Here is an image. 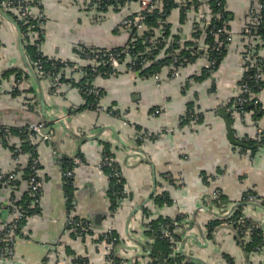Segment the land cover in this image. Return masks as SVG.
I'll use <instances>...</instances> for the list:
<instances>
[{
	"label": "crops",
	"instance_id": "1",
	"mask_svg": "<svg viewBox=\"0 0 264 264\" xmlns=\"http://www.w3.org/2000/svg\"><path fill=\"white\" fill-rule=\"evenodd\" d=\"M38 1L45 16L43 34L37 36L40 53L50 59L75 62L82 68L88 63L78 56L82 47L110 49L128 42L131 34L120 24L133 14L139 0H130L127 6H96L97 0ZM209 1L160 0L155 12L161 14L158 21L163 24H145L146 28L139 30L150 33L147 38L153 43L146 41V50L151 51L160 42L166 48L174 43L180 48L194 44V60L188 61L177 76L171 75L170 64L149 76L129 71L125 65L115 73L97 75L93 85L101 92L102 110L84 107L80 92L73 86L62 87L55 95L49 79L39 80L38 86L30 75L17 80L13 75L4 78L5 71L27 69L16 28L0 19V126L21 128L46 122L50 133L47 141L37 144L42 209L30 219L25 235L17 238L15 255L19 264H42L51 251L71 264L78 259L83 260L79 264H150L151 251L147 255L146 245L151 249L152 240L146 236L147 221L140 212L143 207H147L148 219L179 218L168 230L180 236L183 252L200 259L198 264H264V249L263 253L256 248L248 254L237 241L233 223H223L213 230L208 226L217 219L230 218L242 207L239 217L261 229L264 239V147L231 144L223 116L229 118L235 137L243 143L260 140L264 93L257 96L263 109L258 118L252 112L232 113L239 82L246 72L243 53L251 50L264 54V49H256L258 43L241 29L245 23L256 22L258 0H224L233 41L216 70L205 76L208 46L204 28L211 20ZM29 33L21 32L22 39L34 46L30 38L36 34ZM41 91L46 115L55 119L41 116ZM189 110L192 114L186 117ZM7 142L0 145V170L12 175L11 185L21 189L17 191L19 196L29 194L24 169L31 155L23 151L16 161V136ZM134 150H139L143 158H131ZM103 152L113 156L124 180L123 188L129 191V199L119 205L113 217L109 178L99 168ZM66 161L72 164L68 168L73 172L71 209L64 198L63 174L68 168L62 162ZM247 192L259 197L257 204L261 207L241 203ZM156 197L166 202L156 205ZM9 198L7 188L0 185L3 224L11 219ZM226 212L230 215L223 216ZM97 215L101 216L99 225L95 224ZM68 216L90 226L84 238L65 233ZM108 228L114 230L112 261L108 244L103 239L97 241ZM251 236L243 234L244 242Z\"/></svg>",
	"mask_w": 264,
	"mask_h": 264
},
{
	"label": "built area",
	"instance_id": "2",
	"mask_svg": "<svg viewBox=\"0 0 264 264\" xmlns=\"http://www.w3.org/2000/svg\"><path fill=\"white\" fill-rule=\"evenodd\" d=\"M105 0H97L95 2L96 6H99L100 3L104 2ZM107 1V0H106ZM117 3L122 1L121 3L124 6L130 4V0H115ZM116 3V4H117ZM3 8L6 11L12 12L19 20L23 21L26 24L25 32L27 35H30L29 32H35L36 36L30 38L33 45L39 51L40 39H38V35L43 34V26L45 25V16L42 8L40 7L39 1L28 2L25 0H8L7 2L2 1ZM160 5V0H139L131 16L125 17L121 21V27L127 29H136V31L144 30L145 26V17L147 14H152L155 12L156 8ZM220 5V2L217 3ZM258 9L264 10V3L257 5ZM254 12V11H253ZM219 13L216 14V18H219ZM254 24L251 23L250 25ZM249 25V26H250ZM218 32H222L223 37L218 38L215 40L214 50H218L220 48L227 49L230 43L233 41L232 34L225 29L218 30ZM243 34L250 37L251 36V29L246 27L243 29ZM145 41L152 42L151 39L145 38ZM159 41V40H157ZM260 43L259 41H256ZM172 47V44L169 45V48ZM208 50V49H207ZM206 50V51H207ZM152 52L150 50H145L142 53L135 54L131 51V48L124 47L119 52H114L110 50H91L89 48H82L78 52V56L86 60L87 66L91 67V71L94 74H97V68L103 64L109 66L113 70L119 68L123 64L126 66L127 70L133 71V67L137 65V61L140 59V69L144 70L152 64V61L149 60V56ZM40 55L43 57L42 53ZM124 55L125 61L121 62L120 58ZM148 55V56H145ZM243 61L245 63L246 71L253 70V74L251 75V81L254 85H258L260 87L259 93H264V54L258 53L256 51L247 50L243 53ZM49 59V58H48ZM187 59L183 56H178L177 52L172 54V60L169 62L171 67V75L177 76L178 71L182 69L186 65ZM215 60H206L204 64V68L208 69V72L211 73L210 68L215 64ZM61 65L58 68L57 72L50 73L46 72L43 69V62L38 61L34 64V72L38 77H42L44 79H49L50 81V89L52 94H60L62 87H69L71 84L64 83L61 80V76H64L66 79H71L74 81H80L83 77H85L86 72L83 71L75 62H67V61H60ZM30 64V63H29ZM168 64V65H169ZM31 66V65H30ZM32 67V66H31ZM65 70H70L69 72ZM88 84V83H86ZM88 93L93 96L99 95V89L93 85L92 81V88L88 90ZM253 92L249 82L245 81L239 87V93L234 99V103L232 105V113L239 115L244 114L246 111L242 109L244 105L250 102L252 99ZM100 99V98H99ZM100 102V101H99ZM259 99L253 101V104H259ZM97 109L102 110L99 108V103H97ZM112 114V113H111ZM47 124L46 122H33L30 123L27 128V134H25L24 138L16 137V149L14 151V158L16 161L19 162L20 155H21V145L23 142H29L33 146V150L35 153L37 152V144L40 142L47 141L50 137V133L46 131ZM264 133V129H259L258 136L261 137ZM13 134L10 132L8 127L0 126V145L6 143V140L12 139ZM135 156L131 158H139L143 157V154L137 150L132 152ZM72 166V164H71ZM115 166V168H114ZM108 167L113 169L112 175L116 178H122L121 171L116 168L115 160L113 156L107 154L105 155L104 152L101 155V160L99 162V168ZM29 169L31 171V175L28 177V192L30 196V201L26 208H18L14 206H10V213L11 219L5 223L4 227L0 228V263L1 264H19L16 260L15 251L13 249L14 243L16 240V236H24L26 232V228L30 223V219L34 216H38L42 209V201H43V192H42V179L40 177V162L38 156H31L29 161ZM72 169H67L64 171V177L72 178ZM12 182V175L5 173L0 170V185H9ZM214 195H219L218 192H214ZM129 191L125 188L119 192L118 196L116 197V204L117 207L114 210H110V215L113 217L115 212L117 211L119 205L126 202L129 199ZM65 202H67V198L65 197ZM259 202V197L256 194L246 193L241 198V203H252L257 204ZM237 205V204H235ZM241 205V204H240ZM238 205V206H240ZM32 211V212H30ZM230 212H226L223 216H229ZM237 223L244 228L243 233L245 235L252 234V228L246 227L243 217H239ZM175 225V224H174ZM68 227H76L78 228L79 234H84L90 226L84 221L75 220V218L68 216L64 221V228ZM113 228H108L102 234V239L105 243L108 244L107 250L110 254V261L114 256V233ZM169 235L168 230H162L160 236L167 237ZM180 243L176 242L174 247L171 249V252L162 258V264H185V262L189 261L187 259H182L178 261V257H184L180 253ZM183 249V248H182ZM260 253H263L260 249L258 250ZM264 254V253H263ZM42 264H71L68 263L64 259H60L57 256L56 251H53ZM74 264H79V262H75Z\"/></svg>",
	"mask_w": 264,
	"mask_h": 264
},
{
	"label": "trees",
	"instance_id": "3",
	"mask_svg": "<svg viewBox=\"0 0 264 264\" xmlns=\"http://www.w3.org/2000/svg\"><path fill=\"white\" fill-rule=\"evenodd\" d=\"M2 1L7 2L8 0H0V7L4 10L3 8V4ZM122 1H119V3H117L115 0H105L104 2H102L104 5H114L115 3H117V5H121ZM166 2V1H164ZM220 2V5H217V3ZM258 5L263 4L264 0H258ZM224 0H211L209 1L208 4V9H209V16L211 17L210 20V25L206 26L205 29V34H206V40L205 43L207 44V51H206V57L207 60H211L214 59L216 62L215 64L210 68V72L212 73L213 71L216 70V68L218 67L219 63L221 62L224 53L226 51L225 48H220L218 50H214V46H215V40L218 38L223 37L222 32H218V30L221 29H225L226 31H229V26H228V19H229V14L225 9V4H224ZM171 4V3H170ZM12 19H14L20 29L21 32L23 34V32H25V28H26V24H24L23 21L19 20L12 12L10 11H6L4 10ZM220 15L219 18H216V14ZM161 14H159L158 12H153L152 14H147L145 17V24H147V26H156V25H162L163 23L159 22L158 20L161 19ZM257 20L256 22H254V24L250 25L249 23H245V25L241 28L242 29V34H243V29L246 27H249L251 29V38L255 41H259L260 43H258L259 46H256V49H259V47H261L262 49H264V10L263 9H258V14L256 15ZM3 19L2 16H0V19ZM162 20V19H161ZM250 25V26H249ZM164 27V26H163ZM122 29H125L123 27H121ZM126 31H128L131 36L128 40V42L126 44H124L123 46H119V47H114V48H110V49H91V50H110V51H114V52H119L122 50V48L124 47H129L131 48V51L134 52L135 54H139L142 53L146 50V48L149 47V45L146 43V41L144 40L145 38H147L149 36V32H143L141 33L140 31H136V29H131V28H127ZM167 34V33H166ZM22 44H23V49H24V53L30 63V65L32 66V68H34V64L38 61H42L43 62V69L46 72H50V73H54L58 71V68L61 65L60 61L58 60H54V59H48L47 57H42L40 55V53L38 52L37 48L35 46H30V44L28 43V40L24 37V39H22ZM186 47L180 48L179 44L174 43L172 45L171 48H166V46L163 43H159L157 44L155 47H152L153 49L151 50L152 53L149 56V60L152 61V64L147 67L146 69L142 70L140 69V59L137 61V65H135L133 67V71L137 72L139 75H144V76H149L152 75L154 73H157L160 71L161 68L167 66L169 64V62H171L172 60V54L177 52L178 56H183L187 59V62H192L194 60V55L195 53H197L196 51V47L194 48V44H189V46L187 47V44L185 45ZM248 47V46H247ZM246 47V48H247ZM83 48V47H82ZM260 48V49H261ZM149 49V48H148ZM257 52V51H256ZM148 56V55H145ZM163 56V57H162ZM165 56V57H164ZM156 57L158 59H156ZM121 62L125 61V57L124 55L121 56L120 58ZM186 62V63H187ZM83 71L86 72L85 77H83L80 81H74V80H69L64 78V76H61V80L64 83H69L71 84V86L76 87L78 89V91L80 92V95L82 96L85 104L84 107L90 108L92 110L97 109V103H99V98L101 97V92L99 90V95L97 96H93L90 95L88 93V90L90 88H92V81L94 80V78L99 75V74H111V73H115L116 71L113 70L112 68H110L109 66L103 64L101 66H99L97 68V74H94V72L91 71V67L90 66H86V67H82L81 68ZM142 70V72H141ZM211 73L208 72V69L203 68V74L205 76H209ZM253 74V70H249L246 71L244 74V77L240 80L239 82V87L242 84V82H249L251 88H252V92L253 95L251 97V101L248 102L246 105H244L242 107V109L246 112H252L253 116L255 118H258V113L263 112L262 109V105L259 103L257 105L253 104V101L256 100L259 94V89L260 87L258 85H254V83L251 81V75ZM13 75L15 77V80L17 79H22V78H28L29 74L28 72H24V71H20L17 69H12V70H8L5 71L2 76L4 78L9 77ZM38 79L40 81L45 80L42 77H38ZM88 83V84H86ZM192 114V111H188V114H186V117ZM27 126L25 127H21V128H9L10 132L15 135L16 137H20V138H24L25 134H27L26 131ZM260 140H249L244 142L246 144V148H251L253 147V145L257 144L260 147H264V133L263 135L259 138ZM6 143L8 145V142L6 140ZM5 144V143H4ZM21 150L22 153L23 151L29 152L31 156H36L35 151L33 150V146L31 144H29V142H23L21 145ZM105 155L109 154L107 152H104ZM110 155V154H109ZM64 167L66 166L67 168L71 165L70 161H66L65 163L62 162ZM70 163V164H69ZM29 167V166H28ZM27 167V169H24V171L26 173H28V177L31 175V171L30 169ZM115 168V166H114ZM117 168V166H116ZM65 170V168H64ZM101 170L108 176L109 178V182H110V186H111V191L109 194V201H110V210H114L117 207L116 204V197L118 196L119 192H121V190L124 187V180L123 178H116L111 176L112 175V171L113 169H110L108 167H103L101 168ZM64 198H67V208L69 207V209H71V199L73 198V194H74V189H73V185H72V178H66L64 177ZM13 183L10 182L9 185H2L5 186L7 188V194H9V200L10 202L8 203V205L10 204L11 206L14 207H18V208H26V206L28 205L29 201H30V196L27 192H24L22 195L20 194V196L18 195L19 191L21 189H18L17 187L15 188V186H12L11 184ZM11 185V186H10ZM18 191V192H17ZM249 193V192H247ZM246 194V193H245ZM243 194V196L245 195ZM253 194V193H252ZM165 198H161V197H156L155 198V203L156 205H159L161 202H166L164 200ZM161 205V204H160ZM147 208V207H146ZM145 207H143L140 212L143 214L144 218L146 219L147 223L146 225V236L149 237L152 240V245H151V254L148 257L149 258V263L150 264H162V258L166 257L170 252L171 249L174 247V245L176 244V242L180 241V236L175 233V232H169V235L167 237H161V231L162 230H168V227L173 225V222L175 221L176 223H178L179 218H176L175 220H171L169 218H158V219H148V210ZM242 207H238L235 212L233 213V215L230 218L227 219H217L216 221L210 223L208 226L210 228V230L216 226L222 225L223 223L228 224V223H233L232 229L233 232H235L236 234V238L237 241L242 243V246L244 247V249L246 250V252L249 254L251 252H254L255 249L259 248L260 250L263 248L264 249V239L262 236V231L261 229H259L258 227H255L250 221H247L246 227H250L252 228V236H251V240L247 243L244 242L243 239V231L244 228H242V226H240L237 221L239 219V216L241 214V209ZM7 209L10 210V206H7ZM32 212V211H30ZM71 217V216H70ZM75 220H80L78 218H75ZM83 221V220H80ZM178 221V222H177ZM3 222H1V218H0V228L4 227L5 225L3 224ZM1 231V229H0ZM65 233L69 234L71 237L73 238H84L83 235L84 234H79L78 228L76 227H68V228H64ZM169 231V230H168ZM21 236H16V240L15 243L17 241V238H20ZM117 238V237H116ZM101 240L102 237L100 236L99 238H97V241ZM15 243H14V251H15ZM53 251L50 252V254ZM16 253V252H15ZM57 253V252H56ZM182 259H184V257L179 256L178 257V261H181ZM229 260V259H228ZM83 260L78 259V261L76 262H82ZM231 262V261H229ZM228 262V263H229ZM75 263V262H74ZM73 263V264H74ZM185 264H198L195 261H187L185 262ZM230 264V263H229Z\"/></svg>",
	"mask_w": 264,
	"mask_h": 264
},
{
	"label": "water",
	"instance_id": "4",
	"mask_svg": "<svg viewBox=\"0 0 264 264\" xmlns=\"http://www.w3.org/2000/svg\"><path fill=\"white\" fill-rule=\"evenodd\" d=\"M0 16H2L6 21L10 22L11 24L14 25V27L16 28L17 30V34H18V43H19V48H20V51H21V56L24 60V63H25V66H26V69H27V72L28 74L33 78V80L37 83V85L39 86V79H38V76L36 75V73L34 72L33 68L30 66V64L28 63L26 57H25V53H24V49H23V44H22V35H21V29L18 25V23L12 19L1 7H0ZM39 107H40V114L41 116H43L44 118L46 119H55L54 116H49V115H46V107H45V98H44V95L42 93V91L40 92V95H39ZM223 116L225 118V121H226V127H227V136H228V140L230 141L231 144L235 145V146H239V147H243V148H246V144L243 143L242 141H240L239 139H237L231 129V124H230V120L229 118L224 115L223 113ZM143 204H141L139 206V208L142 206ZM239 205V204H237ZM258 205V204H256ZM259 207H261L260 205H258ZM100 218L101 216H95V224L96 225H99L100 224ZM147 250H148V254L150 253L151 249H150V245L147 244ZM183 244L181 243L180 244V253L189 261H195V262H199L201 263L202 261L200 259H196L194 258L193 256H189V255H186L183 250Z\"/></svg>",
	"mask_w": 264,
	"mask_h": 264
},
{
	"label": "rangeland",
	"instance_id": "5",
	"mask_svg": "<svg viewBox=\"0 0 264 264\" xmlns=\"http://www.w3.org/2000/svg\"><path fill=\"white\" fill-rule=\"evenodd\" d=\"M232 39H233V38H232ZM123 65H124V64H123ZM123 65H122V66H120V67H123ZM120 67H119V68H120ZM139 158L141 159V158H143V157H139Z\"/></svg>",
	"mask_w": 264,
	"mask_h": 264
},
{
	"label": "bare ground",
	"instance_id": "6",
	"mask_svg": "<svg viewBox=\"0 0 264 264\" xmlns=\"http://www.w3.org/2000/svg\"><path fill=\"white\" fill-rule=\"evenodd\" d=\"M2 19V18H1ZM3 22V21H2ZM5 22V21H4Z\"/></svg>",
	"mask_w": 264,
	"mask_h": 264
}]
</instances>
